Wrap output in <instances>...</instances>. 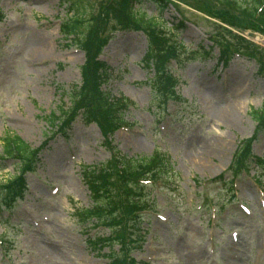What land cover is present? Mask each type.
Wrapping results in <instances>:
<instances>
[{
    "label": "rangeland",
    "instance_id": "1",
    "mask_svg": "<svg viewBox=\"0 0 264 264\" xmlns=\"http://www.w3.org/2000/svg\"><path fill=\"white\" fill-rule=\"evenodd\" d=\"M169 1L167 10L147 1L137 6L147 18L159 17L168 29L181 16L189 23L175 32L186 52L173 69L180 79L179 97L167 108L155 104L145 84L154 77L144 66L149 44L145 34L106 26L96 30L108 38L101 60L112 68L103 89L133 104L125 114L131 127L114 139L117 151L134 160L163 153L170 157L174 175L170 189L155 193L161 196L154 215L142 218L140 226L147 233L143 249L132 251L125 245L126 256L130 253L138 264H263L264 134L257 131L252 112L264 109V74L259 62L249 58L234 57L227 68L219 65L213 43L240 54L244 50L227 42L229 34L213 25L220 23L213 18L214 12L221 16L220 9L202 7L208 13H201L189 0ZM108 2L0 0V158L5 157L3 139L8 134L32 150H42L37 171L28 175L24 199L6 206L9 200L4 202L0 187V264H109L111 250L95 249L88 242L107 238L109 229L96 230L79 216L92 206L81 167L102 165L114 153L103 145L95 125L76 122L66 144L50 122L52 113L71 106L91 67L83 47L60 33L61 21L97 16ZM248 35L246 42L264 48L261 35ZM41 39L48 49L38 56L35 48ZM230 111L233 121L224 120L222 113ZM248 141L262 162L244 168L235 156ZM20 168L16 161L0 160V185L14 179ZM255 173L261 176L259 183L252 179Z\"/></svg>",
    "mask_w": 264,
    "mask_h": 264
},
{
    "label": "trees",
    "instance_id": "2",
    "mask_svg": "<svg viewBox=\"0 0 264 264\" xmlns=\"http://www.w3.org/2000/svg\"><path fill=\"white\" fill-rule=\"evenodd\" d=\"M132 1L138 4L145 3L146 1L151 2L156 7L163 9L168 7V3L165 0H114V3H106L107 6L103 4L97 16L89 19H84L76 15L79 13L78 9L76 10L77 12L73 10L76 16L70 21L67 20L62 25V35L65 36V38H72L76 44H79L86 50L88 62L91 64V67L87 70V73H85L84 87L97 88L101 84L102 78L107 76V73L101 69L97 58L99 57L102 46L107 42L108 38H103L101 35L96 34V30L101 31L106 26V28L110 27V29L120 28L122 30L135 28V30L144 31L149 38V50L144 59V66L149 71H152L154 64L157 69V77L152 78L148 82V85L152 89L155 102L162 105V103L167 100V97H174L175 95L174 92L177 81L174 77L168 76L166 69L171 58H173L175 54H178L180 48L182 49V46L174 45L173 39L175 35L172 32L173 30H180L182 25L177 23L174 29H166L163 22L158 18H147L145 14L140 13V10L134 9L131 4L125 7L126 9H123L125 3H132ZM189 1L192 2L191 6L196 7L199 11L204 13H208L206 10L213 9V7L220 9L221 11L218 13H220L221 16H218L216 12L213 14V18L219 20L221 23L215 24V28H223L224 32L230 36V41L227 42L236 45V49H241V47H243V52L248 57L259 62L262 69L261 72H264V48L246 42L247 40L243 38L245 32H256L264 36V0ZM189 1L181 2L190 5ZM202 7L207 9H203ZM109 21L113 26L107 25ZM226 27L240 34H233ZM231 51H226L225 62L230 59ZM85 92L86 91H83L80 96L78 93L76 101L77 98L83 99V105L92 107V99L85 95ZM95 99H97V111L95 110V116L102 120L103 124H106L107 110L117 102H113L110 97H107L106 94L101 92L98 93ZM118 103L123 105L124 101H119ZM52 114L51 122L53 125L61 120L60 118L62 115L63 117L66 116L64 113H60L59 115L55 113ZM252 115L254 120L259 123V130L263 132L264 109L253 111ZM123 118L124 113L118 112L115 121L124 124ZM61 131L62 134L66 132L63 128ZM3 152L6 159L22 158L26 160V158H30L33 155V151H31L30 147L20 137L11 134L6 135L3 139ZM250 153L251 145L248 144L241 149L237 157L239 158L243 154L245 157H249ZM238 160L239 162L243 161V159ZM125 162L127 173L135 175L138 180L148 177L155 179L163 178L165 174H168V169L171 166L169 159L165 155H155L152 158L142 160L126 159ZM121 163L123 162H119L118 164L107 163L102 167H88L84 170L95 201H93L94 204L92 208L83 211V213H79L81 219L87 221L91 217L100 218L102 216L103 218L100 222L104 224V222L110 221L106 213L112 217L122 210V205L120 203L122 198L120 196H115L112 181L110 180V183H107L104 180V175H112ZM156 168L160 170L157 171ZM14 183L16 186L13 190L23 184V177L18 178ZM124 187L127 192L123 193L122 196H125V202L129 201L132 203L135 200V191L138 189L137 183L127 182L123 184V188ZM138 207H141V205ZM125 212L127 215H130L133 209L125 208ZM114 256L115 255H113V257Z\"/></svg>",
    "mask_w": 264,
    "mask_h": 264
},
{
    "label": "bare ground",
    "instance_id": "3",
    "mask_svg": "<svg viewBox=\"0 0 264 264\" xmlns=\"http://www.w3.org/2000/svg\"><path fill=\"white\" fill-rule=\"evenodd\" d=\"M47 46H48L47 41L45 39L39 40V42L35 48L36 55H38V56L44 55L46 53V49H48ZM231 78H232V81H235L238 79V77L234 76V74H233V76H231ZM236 107H241V106H236ZM227 110H229V109H227ZM233 114H234V111H230L229 113L223 112L221 116L226 121H233ZM237 115H238V113H237ZM62 160H64V158H62Z\"/></svg>",
    "mask_w": 264,
    "mask_h": 264
}]
</instances>
